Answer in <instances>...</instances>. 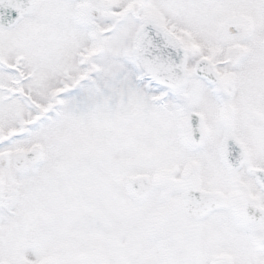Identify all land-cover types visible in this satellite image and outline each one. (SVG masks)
<instances>
[{"label": "snow or ice", "instance_id": "6c2138e0", "mask_svg": "<svg viewBox=\"0 0 264 264\" xmlns=\"http://www.w3.org/2000/svg\"><path fill=\"white\" fill-rule=\"evenodd\" d=\"M0 264H264V0H0Z\"/></svg>", "mask_w": 264, "mask_h": 264}]
</instances>
